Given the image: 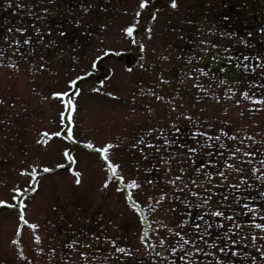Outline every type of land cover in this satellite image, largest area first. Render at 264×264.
I'll return each mask as SVG.
<instances>
[{"label":"rangeland","instance_id":"1","mask_svg":"<svg viewBox=\"0 0 264 264\" xmlns=\"http://www.w3.org/2000/svg\"><path fill=\"white\" fill-rule=\"evenodd\" d=\"M140 2L0 0V264H264V0Z\"/></svg>","mask_w":264,"mask_h":264},{"label":"snow or ice","instance_id":"2","mask_svg":"<svg viewBox=\"0 0 264 264\" xmlns=\"http://www.w3.org/2000/svg\"><path fill=\"white\" fill-rule=\"evenodd\" d=\"M9 2H10V0H9ZM147 3H148V0H141L140 5H139L140 8H144V7L146 6ZM170 3H171V6H172V7H176V6H177V4H176V0H170ZM136 15L138 16V15H139V12H137ZM135 27H136V24L133 23V24H130L129 26L125 27V28L123 29V31H124L125 33H127L129 36H131V35L133 34V30L135 29ZM19 31L23 32L24 29L21 28V29H19ZM36 31L39 32V29H36ZM14 43L19 44L20 41H14ZM41 67H43V65H41ZM200 71H203V69H201ZM189 75H191V73H189ZM79 79H80V77L77 76L75 79L69 80V81H68V84H69L70 86H75V85L77 84V81H78ZM77 91H78V89H77ZM51 95H52L53 97H68V92H67V91H55V92H52ZM109 95H113V93H109ZM244 95L247 96V93H244ZM157 98H158V99H163V97H157ZM248 98H249V99H252V97H248ZM63 103H64V105L66 106V108H68L70 111H74V110H75V102H74L73 100H71V99H64V100H63ZM63 116H64V113H61V117H62V118H63ZM69 119H71V117H69ZM50 135H56V136H58V135H61V133L56 132V133H51ZM204 135L207 136L208 134H207V133H204ZM66 139H69V140L74 139V137H73L72 132H71L70 129H69V131H68V134H67V136H66ZM216 139H219V137H216ZM165 143H168V141L166 140ZM87 146H88L89 148H92V147H93L92 142H91V141L87 142ZM112 147H114V145H112V144L109 142V143L105 144L103 147H100V148L98 149V151H99V153L102 155L103 159L107 162V166L111 169V173H112V175L115 176V174H116V170H117V168H118L119 166H118L117 164L113 163L111 160H109V157H108V155H107V150H108L109 148H112ZM189 151H190L191 153L195 154L196 151H197V149H196V148H191V149H189ZM65 154L68 155L67 151L65 152ZM209 155H211V154H209ZM231 155H235V152L231 153ZM69 159H74V157L69 156ZM201 167H203V165H201ZM225 167H231V165H229V164L226 163V164H225ZM45 171H50V169L45 168ZM181 171H184V169H181ZM196 171L199 172V171H200V168H197ZM75 174H76V176H77V180H76V182L79 183V175H80V173H79V172H76ZM218 174H219L222 178H226V177H224V173H223V172H219ZM33 175H35V173H33ZM206 175L211 176L212 173H207ZM262 175H264V174H262ZM123 179H124V177L121 176V177H120V180H123ZM177 179H179V177H177ZM241 179H243V177H241ZM170 183L175 184V181H174V180H173V181H170ZM106 185H107V181H105V186H106ZM129 185H130L131 187H138V186H139V185H137V183H136L135 180H131V181L129 182ZM16 191H20V189H16ZM160 199H161V200L164 199V194H161ZM225 199H226V198H225ZM3 203H5V201H0V204H3ZM185 203H187V201H185ZM134 207H136V206L134 205ZM213 214L216 215V216H223V215H224V213H223L222 211H220L219 209H217ZM20 219H21V220H24V216L21 215V216H20ZM181 223L183 224V223H186V222H185V221H182ZM252 223L255 225V227L260 228V229H264V224H256L255 221H252ZM32 227H36V225H32ZM209 227H211V225H209ZM209 235H210V234H209ZM35 238H36L37 241H39V239H40L39 236H36ZM201 239H203V238L201 237ZM253 239H255V235H253ZM112 243L115 244V241H112ZM161 243H163V240H161ZM192 243H195V242L192 241ZM231 243L235 244L236 241H235V240H232ZM197 250L199 251V249H197ZM224 250H225L224 248H221V249H220L221 252H223ZM38 251H39V249H38ZM118 251H119V252H124L125 249H124L123 247H120V248H118ZM172 251L175 252L176 249L173 248ZM20 255L23 256V252H21ZM260 255L264 256V252H261Z\"/></svg>","mask_w":264,"mask_h":264},{"label":"trees","instance_id":"3","mask_svg":"<svg viewBox=\"0 0 264 264\" xmlns=\"http://www.w3.org/2000/svg\"><path fill=\"white\" fill-rule=\"evenodd\" d=\"M258 191H259L258 189H254V188H250V187L247 188V193L248 194L246 196V201H249L248 203L251 204V205L253 204V208L249 209L250 211L252 209H256L258 204H259V202H261V197H260L261 193H260V191L259 192ZM258 193H260V194H258ZM244 204H247V203H244ZM192 213H193V215L195 213V217H197V215H198L197 212H193L192 211ZM201 214H202V212H201Z\"/></svg>","mask_w":264,"mask_h":264}]
</instances>
